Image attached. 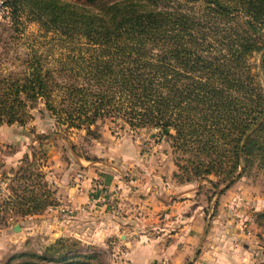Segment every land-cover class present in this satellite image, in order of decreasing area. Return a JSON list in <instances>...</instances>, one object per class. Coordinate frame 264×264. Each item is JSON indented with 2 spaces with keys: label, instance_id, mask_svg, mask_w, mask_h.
<instances>
[{
  "label": "trees",
  "instance_id": "obj_1",
  "mask_svg": "<svg viewBox=\"0 0 264 264\" xmlns=\"http://www.w3.org/2000/svg\"><path fill=\"white\" fill-rule=\"evenodd\" d=\"M163 1L6 0L14 15L29 12L43 36L56 35L68 53L56 59L42 41L19 73L0 70V125L25 126L41 102L59 127L95 138L101 135L92 127L107 118L131 129H173L176 149L192 155L175 176L208 179L216 191L253 165L264 168V88L249 62L260 53L264 71V0H183L199 3L201 15ZM55 136L35 133L37 145L14 172L16 181L32 179L34 160ZM42 197L5 196L0 218L14 209L39 213L52 204ZM257 220L264 227V212ZM74 245L57 239L41 258L80 264L72 261Z\"/></svg>",
  "mask_w": 264,
  "mask_h": 264
},
{
  "label": "rangeland",
  "instance_id": "obj_2",
  "mask_svg": "<svg viewBox=\"0 0 264 264\" xmlns=\"http://www.w3.org/2000/svg\"><path fill=\"white\" fill-rule=\"evenodd\" d=\"M163 5L180 8L191 14L203 13V7L199 3L166 0ZM27 13L29 12H24L21 17L14 15L6 0H0V70L19 73L24 68V61L31 52V47L38 48L42 41H46L43 47L50 49L56 59L68 53V48L58 46L62 42L56 39V35L50 33L45 38L44 28ZM260 58L261 54L256 53L249 62L252 71L258 73V79L264 88V71L260 66ZM43 107L40 102L32 110L33 118L25 126L15 124L13 128H9V132L20 134L23 131L28 136L27 155H30V159L31 147L37 145L35 133H56L57 136L46 140L43 153L34 160L35 174L32 179L20 182L15 180L14 173L18 167L6 168L0 146V179L3 181L0 183V203L5 196H11L16 201V195L30 196L33 192L42 197L44 191H49L51 196L48 198L44 195L42 199H47L52 204L39 213L23 215L21 211L14 209L7 213L5 219L0 218V264H19L22 261L63 264L62 257L58 261L41 258L51 255L47 248L61 238L69 240V244L76 243L72 246V261H81L80 264H131L128 246L119 235L102 234L104 230L97 231L98 227L93 225V221L87 227L82 225L84 208L72 205L71 200L58 198L56 183L47 176L53 171L61 179L67 177L70 182L78 183L79 188L86 177L91 205L111 204L113 213L119 210L117 208L122 203L117 195L129 186L128 193L134 194L130 196L134 200L133 204L139 207L135 212L138 216L145 207L144 203L148 205L142 200L146 197L143 194L145 184L152 179L165 178L166 175H158L159 169L163 168L164 171L168 164L176 166L172 175L175 183L190 185L193 189L192 200L201 206L200 242L195 249V257L186 264H194L204 250L220 253L214 254L211 259L213 264H264V227L257 220L258 214L264 212V168L253 165L231 186L229 183L222 184L216 191L208 179L198 180L194 177L182 181L175 176L180 170L178 164H183L192 155L176 149L173 129H168L169 132L153 127L131 129L122 120L107 118L92 127L101 135L100 138H95L92 134H87L86 130H66L59 127L50 113L41 110ZM14 148L7 146L9 151ZM125 153L130 154L129 159H137L135 164L125 162ZM39 171L43 174L42 178L36 177ZM108 177H111L113 184L109 183ZM209 178L218 180L214 175ZM119 181L122 182V188L119 187ZM26 185L29 189L24 192ZM12 187L17 188V194L13 193ZM220 190L222 191L218 195ZM74 220L81 223L73 225ZM15 225H20L21 229L15 231ZM34 253L36 256H33ZM208 260L206 258L203 261Z\"/></svg>",
  "mask_w": 264,
  "mask_h": 264
},
{
  "label": "crops",
  "instance_id": "obj_3",
  "mask_svg": "<svg viewBox=\"0 0 264 264\" xmlns=\"http://www.w3.org/2000/svg\"><path fill=\"white\" fill-rule=\"evenodd\" d=\"M13 126L15 124L0 125V146L3 149L2 157L6 162V168H19L28 153L26 143L28 136L23 131H20V134L10 133L9 128ZM8 145L15 148L9 151L7 150ZM123 157L129 164L133 162L135 164L137 160L129 159L130 154L126 153ZM162 169H159L158 175H166L165 178L145 182L143 194L146 197L142 200L148 205L144 203L143 214L140 212L138 216L135 212L139 207L133 204L134 200L130 196L134 194L128 193L129 186L117 195L122 203L117 208L119 210L113 213L111 204L91 205L92 199L86 177L82 180L81 188L78 183L77 185L76 182H70L67 177L59 178L53 171H50L47 178L56 183L58 198L71 200L72 205L84 208L86 218L81 216L84 223L74 220L72 224L81 223L87 227L89 222L93 221V225L98 227L97 231L104 230L102 234L117 233L128 246V259L131 260V264H186L195 257V249L200 242L201 206L192 200L193 189L190 185H181L173 180L172 175L176 166L168 164L164 171ZM107 180L110 183L111 177ZM120 184L119 187L122 188V182ZM157 186L161 188L157 190ZM214 254L220 253L214 250H204L194 264H213L211 259L214 258ZM206 258L209 260L203 261Z\"/></svg>",
  "mask_w": 264,
  "mask_h": 264
},
{
  "label": "water",
  "instance_id": "obj_4",
  "mask_svg": "<svg viewBox=\"0 0 264 264\" xmlns=\"http://www.w3.org/2000/svg\"><path fill=\"white\" fill-rule=\"evenodd\" d=\"M221 191H222V190H220V191L218 192V195H220ZM218 195H217V196H218ZM20 229H21L20 225H15V227H14V230H15V231H19ZM205 232H206V231H205Z\"/></svg>",
  "mask_w": 264,
  "mask_h": 264
},
{
  "label": "built area",
  "instance_id": "obj_5",
  "mask_svg": "<svg viewBox=\"0 0 264 264\" xmlns=\"http://www.w3.org/2000/svg\"><path fill=\"white\" fill-rule=\"evenodd\" d=\"M0 183L2 184L3 183V181L0 179ZM113 198H111V200H112ZM111 203H112V205H113V201H111Z\"/></svg>",
  "mask_w": 264,
  "mask_h": 264
}]
</instances>
